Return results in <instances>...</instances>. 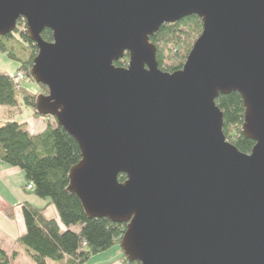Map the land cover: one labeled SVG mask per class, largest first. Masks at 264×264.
<instances>
[{"label": "water", "instance_id": "1", "mask_svg": "<svg viewBox=\"0 0 264 264\" xmlns=\"http://www.w3.org/2000/svg\"><path fill=\"white\" fill-rule=\"evenodd\" d=\"M190 16L203 28L185 64L160 71L149 38ZM20 19L46 89L34 109L80 150L68 190L87 218L126 225L127 262L264 264V0H0V38ZM234 93L248 155L215 103Z\"/></svg>", "mask_w": 264, "mask_h": 264}, {"label": "trees", "instance_id": "2", "mask_svg": "<svg viewBox=\"0 0 264 264\" xmlns=\"http://www.w3.org/2000/svg\"><path fill=\"white\" fill-rule=\"evenodd\" d=\"M202 28L201 19L196 16L161 26L149 38L156 49L155 60L159 70L171 74L178 72L185 64ZM41 38L46 43L51 42L52 32L43 31ZM0 53L14 62L17 70L24 74L25 82L34 83L30 72L37 49L25 31L16 29L13 34L0 38ZM128 63L129 54L125 53L115 66L124 68ZM38 87L46 93L44 87ZM39 94L41 89L34 93L27 90L24 84L18 90L9 74H0V107L8 108L11 117L0 125V165L21 170L25 175L26 188L32 185L31 193L41 200H47L59 216V222L49 220L43 217L47 206L38 208L24 203L22 218L26 231L17 239L18 246L26 251L34 264H86L91 256L112 247L119 248V255L107 264H138L127 262L118 246L126 225L113 224L103 218H87L82 205L70 194L69 171L79 163L80 150L75 140L59 128L54 119L36 113L34 104ZM20 99L26 107L33 109L34 118L41 117L46 121V128L40 134H29L26 125L12 120L19 108ZM215 101L223 115L222 133L227 142L240 153L248 155L255 144L246 140L241 132L245 112L242 99L234 93L219 96ZM124 180V175L118 176L119 182L123 183ZM7 215L12 217V212ZM14 259L15 254L9 257L0 249V264H17Z\"/></svg>", "mask_w": 264, "mask_h": 264}, {"label": "crops", "instance_id": "3", "mask_svg": "<svg viewBox=\"0 0 264 264\" xmlns=\"http://www.w3.org/2000/svg\"><path fill=\"white\" fill-rule=\"evenodd\" d=\"M17 111L12 120L26 125V131L29 134H40L46 128V121L41 117L40 119L34 118L33 109L29 106L26 107L22 100H20ZM8 112V108L0 107V125L11 118ZM24 203L38 208L47 206L43 217L59 222V216L54 206H51L47 200H41L26 190V179L21 170L0 165V249L5 251L9 257L15 254L14 262L17 264H34L30 261L26 251H23L17 244V239L22 237L26 231L24 218H22ZM11 212L12 217L9 218L7 214ZM118 255L119 252L116 251V254L111 258L112 260L100 262L107 264L116 259ZM98 264L100 263L98 262Z\"/></svg>", "mask_w": 264, "mask_h": 264}, {"label": "rangeland", "instance_id": "4", "mask_svg": "<svg viewBox=\"0 0 264 264\" xmlns=\"http://www.w3.org/2000/svg\"><path fill=\"white\" fill-rule=\"evenodd\" d=\"M20 20L17 22V28H16L19 30H21V27H22L21 24L19 25ZM16 71H18V70H17V66L14 64V62L9 57H7L5 54L3 55L0 53V74H14V73H16ZM23 84L25 85V88H27V90H29L31 92L37 93L38 90L41 89V93L42 92L45 93L42 90V88L38 87L33 82H25ZM118 249L119 248H117V247H112L110 250H108L106 252L91 256L89 261L86 264H98V262L101 264L102 262H100V261H104V260L110 261V259L113 258V255L116 254V251H118ZM113 260H115V259H113ZM49 264H54V263L49 262Z\"/></svg>", "mask_w": 264, "mask_h": 264}, {"label": "built area", "instance_id": "5", "mask_svg": "<svg viewBox=\"0 0 264 264\" xmlns=\"http://www.w3.org/2000/svg\"><path fill=\"white\" fill-rule=\"evenodd\" d=\"M19 23L22 25L21 30L25 31L26 29L25 21L21 19ZM9 77L12 78L15 88H17L18 90L20 89L21 85L25 82L24 74L21 71H16V73L14 74H9ZM32 188L33 186L29 185L26 188V190L31 192Z\"/></svg>", "mask_w": 264, "mask_h": 264}]
</instances>
